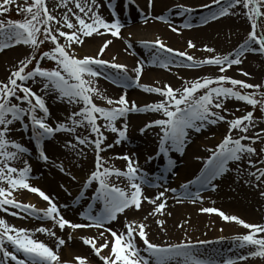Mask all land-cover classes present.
I'll return each instance as SVG.
<instances>
[{
    "label": "snow or ice",
    "instance_id": "6c2138e0",
    "mask_svg": "<svg viewBox=\"0 0 264 264\" xmlns=\"http://www.w3.org/2000/svg\"><path fill=\"white\" fill-rule=\"evenodd\" d=\"M105 3L112 13V21H107L100 14V8L104 6L100 0H55L52 9L48 6V0H23V3L19 0H0V52L17 45H25L31 49V54L19 61L7 78L0 81V211L18 218H23L20 216L23 212L33 218L52 221L53 227L58 226L61 231L66 227L103 229L98 237L83 240L85 245L91 247L101 264H240L252 257L264 259V235H261L264 234V224L247 223L214 207H204L201 211L216 213L224 221L235 222L250 230L247 234L233 238L235 248L250 249L247 254L217 260L199 253L196 245L188 240L175 244H156L149 239L147 225L143 221L126 219L123 232L107 227L117 221L121 214L139 211L143 201L155 205L153 212L143 218L144 221L148 220L149 216L163 215L166 200L162 198L165 197V192L176 194L177 190L166 188L154 199L145 197L144 186L160 188L163 185L149 181L146 174L141 172L138 162L128 155L118 157L127 162L126 170L107 167V162L101 156L105 147L113 146L105 145V131L116 133L118 138L115 143L119 144L127 139L126 121L129 113H158L161 118L149 122L140 132L143 134L149 129H159L158 155L167 157L166 171L172 172L176 161L169 156L170 152L183 155L191 132L200 133L210 125L224 122L228 125L227 134L214 149H209L210 155L207 158H196L201 160L202 167L194 179L181 185L183 192L176 197L177 202L188 200L192 203H202L201 193L216 191L219 187L216 182L232 172H235L245 185L262 189L260 195L264 197V147L259 151L254 147L257 143L264 144V129L255 131L254 119V110L258 106L260 111L264 112V91H261L264 84H251L224 74L233 66L241 65L246 54L264 55V0H211L209 4L202 6L209 10V15L200 17L202 25L238 14H242L249 22L250 30L246 38L232 52L218 54L214 48L205 46L204 50L214 55L196 60L186 51L168 47L160 38L155 41H141L142 47L149 49L150 59L137 61L136 66L131 69L134 76L129 75L126 65L115 62L116 57H113L112 61L102 58L111 45V40L105 41L95 56L80 57L77 53L75 46H82L84 39L93 34L110 33L113 37L120 36L122 24L112 0H105ZM127 3L135 5L136 0H127ZM147 7L151 10L154 0H147ZM13 8L22 19H3ZM58 8L64 9L59 18L54 14ZM140 11L144 22L147 23L150 19L149 13ZM193 11L194 9L185 5L169 9L170 13L181 17L190 16ZM155 20L165 23L171 32L177 34L181 29L193 27L189 20L177 26L165 15L155 16ZM61 38L64 43H61ZM45 42H49L53 47L49 51L39 53L40 46ZM187 47L194 49L197 46L189 40ZM130 48L132 44L129 42L125 51ZM45 60L53 61L55 67H42L41 62ZM33 62L34 66L28 70ZM146 64L168 70L172 66L201 68L209 65L216 66L221 74L192 81L181 78L183 83L180 88H173L169 84L161 87L147 86L140 84ZM242 74L249 75L247 72ZM101 76L122 89L137 86L144 92L156 94L162 99L140 107L135 101H129L126 93L115 100L107 98L96 87V79ZM237 89L252 91L242 92ZM49 97L58 104L68 106L67 115L63 120L50 122L52 113L47 103ZM94 97L105 99L110 107L98 106ZM232 99L245 102L253 111L227 119L228 109L225 105ZM120 120H124V123L118 128L116 123ZM80 129L86 131L87 135L78 132ZM249 131H253L252 136L247 135ZM23 133L30 134L29 139L34 141L39 149L38 159L44 163L49 162V156L43 144L58 133L67 134L72 138L65 141L64 147L73 150L77 157H84L87 148L93 150L94 170L87 177L76 201L78 203L83 199L85 191L95 185L94 194L90 199L102 207L99 211H94L95 205L88 204L87 209L80 213L81 219L87 223H74L66 219L49 195L29 183L32 178V167L27 158L30 156V150L21 142ZM16 134H20L19 139H13ZM78 146L83 147L78 149ZM60 170L65 171L62 165ZM121 178L127 181L124 187L117 183ZM72 179L75 180L76 177L73 176ZM17 190L38 194L47 202L48 207L36 209L33 205L19 202L13 196ZM6 206L18 211L8 213ZM156 223L163 229V220L157 219ZM35 232L56 237L52 228L40 227ZM35 232L17 228L0 219V264H61L58 252L43 241L35 239ZM106 233L110 234L111 240L107 238ZM137 238L144 245L143 249L138 246ZM99 240L104 242L99 243ZM64 244V239L56 237L57 248ZM142 251L147 255H142ZM76 262L90 264L84 257H76Z\"/></svg>",
    "mask_w": 264,
    "mask_h": 264
},
{
    "label": "rangeland",
    "instance_id": "374dc122",
    "mask_svg": "<svg viewBox=\"0 0 264 264\" xmlns=\"http://www.w3.org/2000/svg\"><path fill=\"white\" fill-rule=\"evenodd\" d=\"M120 1L121 0H119V2ZM19 2L23 3V0H19ZM29 2H31V0H29ZM210 2L211 0H194V3H191L192 7L196 6L194 11L191 13L190 16L180 17L179 19L182 23L185 20H190L193 27L190 29H182L183 30L182 32L186 33L191 30L203 29V28L210 26L209 28H212V29L217 28L216 30H219L217 31L219 33H217L212 39L210 38V40L207 39L205 32L199 33L198 36L195 38L184 37V38H181L180 43L178 45L177 44L175 46L173 45L171 46V48L175 50H179V51H186L188 52V54L192 55L194 59L201 60V59H205V58H208L214 55V53H209L205 51L204 50L205 46L214 48L215 53L227 54L235 50L239 46V44L243 43L244 39L247 36L248 31L250 30V25L247 19L242 14L223 17L217 21L209 22L206 25H202L200 23L201 16L209 15V10L207 8H203L202 6L209 4ZM54 3H55V0H48V6L50 9L53 8ZM144 8H145L144 6H141V7L138 6L134 8L133 10L135 11L136 9L139 10L138 14L140 15L142 14L140 10L142 9L144 10ZM63 11L64 9L58 8L54 14L57 15V17L59 18L60 14ZM153 11H155V13L157 14L162 13L161 10L154 9ZM100 14L105 18L101 9H100ZM8 18H11L13 20L22 19L21 16L17 15L16 10L14 8L12 9L10 13H8L7 15L3 17V19H8ZM136 20H140L139 16L136 17ZM136 20H134L133 23H130L132 22L131 20L126 23L127 37H128L127 39H130V41H132L133 48H134L133 51H132V48L128 50V53H130L129 56L132 60V66H133L132 69L136 66L138 60L148 61L150 59L149 49H146L142 47L141 44L136 43L137 41L135 39L136 33H134L133 31L135 28L143 24H146V23L144 21L136 22ZM64 30L70 31L68 29H64ZM91 38L90 37L85 38L84 43L89 41ZM189 40H192L196 44L197 47L194 49H189L187 47V41ZM134 41H135V44H134ZM61 43H64L63 38H61ZM52 47L53 45H51L49 42H45L43 45L40 46L39 53H42L44 51H49ZM75 47L80 57H83L85 55H88V56L96 55L95 54L96 50L92 53H86L83 50L84 47H81V46H75ZM15 51L17 52L15 55H12V57L8 56L10 53H13ZM39 53L37 54V58L39 56ZM30 54H31V49L25 45H17L10 49H6L4 52H0V81L5 80L7 76L10 74V71L14 70V67L18 65L19 61L25 59V57L29 56ZM6 58L8 59L6 60ZM102 58L104 60H111L109 59V57H107L105 53L102 56ZM34 64L35 62H33V65H29L28 70H30L34 66ZM41 65L42 67L48 68V69H52L55 67V63L53 61H48V60L42 61ZM186 69L187 68L185 67L172 66L171 69L168 70V69L160 68L158 66H151L148 64H146L144 68L145 71H148V70L159 71L165 76H167L170 81L169 85H171L173 88L181 87L183 83L181 78L192 81L197 78H201L205 76L216 77L221 74L218 72V68L216 66L205 65L201 68H191L192 70H194V72L190 71L189 73H185ZM109 72H112V71H109ZM244 72H247L249 75L244 76L242 74ZM224 74H226L229 77L235 78V79L243 80L247 83L264 84V55H260L259 53L246 54V58L244 59V62L241 65L233 66L231 69H229ZM96 82H101L105 85L107 84L109 85L112 83L111 80L105 79L104 76L98 77L96 79ZM225 86H231V85H225ZM34 90H38V89L34 88ZM237 90H240L242 92L252 91V90H243V89H237ZM261 91H264V89H261ZM142 95H143L142 98L138 99V101L137 100L135 101L136 104L140 107H143L145 104L157 102L160 99H162L156 94L146 93L144 91L142 92ZM93 99H94V102L98 106L110 107L109 105H107V102H102V100L99 98L94 97ZM128 100L131 101V99H128ZM47 103L52 113V118L50 122L55 123L58 119L63 120L64 116L67 115L68 106L65 104H58L51 97L48 98ZM225 107L228 109L227 119L229 120L236 118V117L243 116L248 111H253L250 105H247L245 102H242V101H236L234 99L229 100L226 103ZM128 115L129 116H139L140 118H143L142 122L138 123L137 125H132L131 121L127 119L126 121L128 125L127 133H130L131 136H137L138 132L140 131L139 129L143 128L149 122L155 119L161 118L160 114L152 113V112L129 113ZM254 119L256 121L255 131L264 129V112L260 111L259 106L254 110ZM98 122L101 124L103 123V121H98ZM123 123H124V120L117 121L116 126L120 128ZM157 129H154V130H157ZM78 132H83V134L87 135V132L84 131L83 129L78 130ZM227 132H228V125L227 123H224V122H221L215 126L210 125L205 130L201 131L200 133L191 132L190 138L188 141V146L186 147L184 154L180 155L177 152H170L169 156L171 157V155H173V158L175 157L181 158L182 156L184 158H188L189 156L190 157L193 156L191 159V162L192 163L198 162V165H201L202 164L201 160H203L204 158H207L210 155L209 149H214L222 141V139L227 134ZM234 135H238V133H234ZM247 135L252 136L253 131H249ZM29 136H30L29 133H23V139L21 142L31 149V146L34 145L35 143L34 141H31V139H29ZM143 137L144 136L141 137V140L143 139ZM19 138H20V134H16L15 136H13V139H19ZM67 139H72V138L68 136L67 134L58 133L55 136V138H53V140L44 142L43 144L44 150L49 156L48 163L40 164L37 160H35L36 156L34 154L33 156L35 159L33 160L31 158L29 159V163L31 164L32 169H35L37 173V174L33 173V175H35V178L39 177L37 180L38 183L34 184L33 186L42 189L39 185V182H43L44 180L51 181L54 187V191L57 194H54V193L52 194L51 192H46L43 189L42 190L47 195H49L54 200V202L57 203V205L60 208H63V209L66 208L64 207L65 205H67V207L74 205L81 186L84 185L87 177L94 170V165H95V153L93 152L91 148L85 149L84 157H77L73 150L66 149L64 147L65 141ZM157 139H158V136L156 134L154 145L156 142H159ZM193 146L194 148L192 149ZM82 147L83 146H78V149ZM254 147H256L257 150L259 151L261 147H264V144L257 143L256 145H254ZM156 148L158 149V147ZM132 152H134L135 155H133L134 153H130V152L125 153L123 151L121 153L120 152L111 153L105 149V151L101 153V156H103L104 160L107 162L106 166L110 168L126 170L127 162L118 157L128 155L132 157L134 161H137L139 163V168L142 173L146 175H154V176H158L161 174L162 168H163V162H164L162 160V158L164 159L163 155L151 154L152 152L148 155L146 153L147 155L145 154L143 155L145 159L141 161L137 153L134 150ZM197 157H200L201 160H197L196 159ZM61 165L63 166L65 170L64 172H61L60 170ZM178 169H180L179 166L178 168L173 169V172H171V175H169L170 177L167 179L165 183H163L165 186L169 187V186H172L174 183L178 184L177 182L180 181L178 178V175H179ZM73 176L76 177L75 180L72 179ZM146 177L148 178V176ZM123 181L124 179L121 178V180L117 181V183L121 187H123ZM216 183L219 185L218 188L224 191L226 195H228L226 203L231 204L235 202L240 207V209H237L239 207H233L232 209L228 208L229 210L227 211L228 215L237 216L238 218L243 219L245 222L250 223V224H264V197L260 195V191L262 189H257V188L249 187L245 185L243 180L240 179V177H238L235 172L230 173L228 176H226L225 178H222ZM4 186L7 187V185H4ZM94 187L95 185L91 187L92 188L91 190L87 189L85 191V197L79 201L81 203L80 206H82L81 208H87V205L89 204L90 196L94 194L93 193ZM161 191H163V189ZM21 192H22L21 190H17L16 192L13 193V196L19 202L20 201L22 202L25 200L23 197L20 196ZM25 192L30 193L27 190ZM59 194L61 197L59 196ZM30 195H31L30 197L33 198L32 203L31 201H26L27 203L33 204V206H35L36 209H46L48 207V204L45 201H43L38 196V194L30 193ZM35 199L40 200L41 202H37L35 201ZM174 199L175 198L173 197L171 200L166 201V207H167L168 202L170 201L175 202L176 200ZM27 200H30V199H27ZM203 202H204V198H203ZM184 203H191L195 205L202 204L201 202L192 203L188 200H185ZM100 206L102 207V205H97V203L95 202L94 211H99ZM150 206H152L151 212H153L155 205L152 204ZM166 207L163 210L164 211L163 215L156 214L154 217L149 216L148 220L146 221L143 220V222H149L150 225L153 223H156L157 219L164 221L163 229H161V227L157 225L158 227L156 228L158 230L157 235L154 237V239L149 238L151 242L156 243V244H169V243L175 244V243H182L185 240H188L196 245V248L199 253H201L204 256H212L216 258L217 260H220V259H223L229 256L236 257L238 255L247 254V252L250 250L247 248L237 249L234 247V243H233V238L235 236L247 234L250 230L244 229L242 226H238L239 230L237 232H230L229 234H225L224 232H221L220 237H214V236H218L216 234L215 235H201L203 231L199 232L198 230L197 232H194V231H191V229L187 230L186 228H184V225L183 227L177 225L178 222H180V225H182L181 222H184V216L181 217L179 220H174V218H172L173 214L168 213L169 210ZM211 207H214V206H211ZM214 208H218V207H214ZM11 209L8 207V213H11L10 212ZM12 210H16V212L18 211L17 209H14V208ZM79 211L81 213L83 212V209ZM21 213H20V216H21ZM80 213H76V215H73L70 213H67V214L69 215L70 218L74 219L73 220L74 222L81 223L82 219L80 218ZM131 213L133 212L131 211ZM131 213L130 211H128V214H131ZM146 213L144 214V216H148L150 212L147 214ZM30 218L32 219L31 216L25 213H23V218H18L17 216H13V215L5 213L4 211H0V219H4L9 225L15 226L17 228L27 229L28 227H31V225H29L27 222V219L31 220ZM128 220H132V219H128ZM135 221L141 222V220H138L137 218L135 219ZM169 222H173V232L171 234H169L168 232V230H170L168 227ZM34 223L37 224V222H34ZM40 225L43 227L44 223H40ZM234 225L237 226V224H234ZM48 228H52L53 231H55V229H58L57 226L53 227V225L52 226L49 225ZM65 230L66 229H64L63 231L59 230V232H56V237H59L65 240V244L63 246H60L57 251L59 256L61 257V264H77L76 257L87 258L90 261V264H101L98 257L94 255L91 247L89 248L86 247L82 240H78L82 236H77L76 238L77 242L79 241L78 244L81 247L86 248L88 250V253L82 254V252H79L77 250H73V252H71L70 250L69 252L68 249H70V245H72V243L69 244L66 241L68 239H72V238L74 239L75 236L69 234L68 233L69 230L67 231ZM146 231H147V228H146ZM36 233L37 234L34 236L35 239L45 242V239H47L46 238L47 236L49 237L48 238L49 247L50 245L56 246V237H50L47 234L44 235L45 233H40V232H36ZM261 235H264V234H261ZM84 239H88V238H84ZM200 241H208L210 243L200 244L199 243ZM137 244L139 247H141V249H143L144 245L142 244L141 241H139L138 238H137ZM9 250L11 251L12 249L9 248ZM65 250H67L66 256L63 257L62 252ZM142 255L146 256L147 253H144L142 251ZM240 264H264V259L252 257V258H249L247 261L240 262Z\"/></svg>",
    "mask_w": 264,
    "mask_h": 264
},
{
    "label": "bare ground",
    "instance_id": "6f19581e",
    "mask_svg": "<svg viewBox=\"0 0 264 264\" xmlns=\"http://www.w3.org/2000/svg\"><path fill=\"white\" fill-rule=\"evenodd\" d=\"M100 3L102 5H104L103 7H101V11L103 12L105 18L107 21H112L113 20V16L112 13L109 9V7L107 6V4L105 3V0H100ZM112 3L114 5L115 8V12L118 14V17L121 21L122 24V28H121V34L120 36L117 37H113L110 35V33H105L104 35H98V34H94L93 36H91L90 40L85 42L84 45H82L81 47H84L83 50L86 53H92L95 50V54H97L99 48L103 45V43L105 41L111 40L112 43L111 45L108 47V49H106L105 54L107 55V57H109V59L111 60H107V61H112L113 57H116L115 62H119L120 64H124L128 67L129 69V75L133 76V72H131L132 69V60L130 58V53H128V51H125V49L127 48L128 43L130 42L132 44V51L134 50L133 48V43L132 41H130V39H127V29H126V23L129 22L130 20L133 23L134 20H136V17H138V14L135 13L134 10L130 9L132 8L131 5H129L128 3L126 4V6L122 5L123 0H121V2H119L118 0H112ZM190 3V4H188ZM191 3H194V0H154V7L149 10L147 7V0H136L135 5L138 7L144 6V13H149L150 15V19L146 24H143L137 28H135L133 31L134 33H136V43L141 44V41H155L157 38H160L168 47L170 46H175L176 44L178 45L180 43L181 38L187 37V38H195L198 36L199 33L205 32L207 39L210 40V38L212 39L217 33L216 29H212L209 28L210 26L203 28V29H198V30H191L189 32L183 33L182 29L181 32L179 34L177 33H173L170 31L169 27L161 22V21H157L155 20V16L158 15H165L166 17H169L170 19H172L174 21V23L177 26L182 25V22L180 21V17L179 15H175L173 13L169 12V9H176L177 5H185L188 7H191L193 9L196 8L191 6ZM202 6V5H201ZM199 6V7H201ZM129 8V11L124 10V8ZM166 7V8H164ZM198 7V6H197ZM161 10L162 13L161 14H157L155 13V11L153 10ZM167 9V10H165ZM127 11L128 14L124 17L123 14L124 12ZM178 11V10H177ZM140 20H136V22H140V21H144L143 19V15L139 16ZM190 21V20H189ZM103 31V30H101ZM209 37V38H208ZM135 44V41H134ZM130 50V49H128ZM17 52H13L10 53L8 56L15 55ZM8 58H6L7 60ZM109 71H113V70H109ZM160 71V69H159ZM159 71H143L141 80H140V84L141 85H147V86H155V87H161L164 84H170V81L168 79L167 76H165L164 74H162ZM194 72V70H192L191 68H187L185 70V73H189V72ZM135 75V74H134ZM96 87H98L100 89V91L104 94L105 97L107 98H111V99H118L120 95L125 94L127 96V99H131V101H138V99L142 98V92L143 90L140 87H135L132 90L127 88V89H122L121 87L117 86V87H110L108 84L105 85L101 82H96ZM102 102H106L105 99H101ZM127 119H129L132 123V125H137L138 123L142 122L143 118H140L139 116H127ZM157 128H153L150 130L145 131L143 134H141V132L139 131L137 136H131L130 133H127V139L121 141V143L116 144L115 141L118 138L116 133H112L110 131H105V135L107 136V140L105 141V145L111 144L113 145L112 147L108 148L105 147L106 150H108V152L111 153H116V152H125V153H134L132 152L133 150L137 153L138 157L140 158L141 161H143L144 158V154L145 155H149L151 152V154H158V149L156 147H158V142L155 143L154 145V140L156 138V134L159 132V129L154 130ZM140 130V129H139ZM103 131V129H102ZM143 137V139L141 140V137ZM147 136V138H146ZM158 140V139H157ZM194 148V146L192 147V149ZM132 150V151H130ZM103 153V152H102ZM147 153V154H146ZM135 155V153L133 154ZM132 155V156H133ZM143 156V157H142ZM175 157V155H174ZM181 157V156H180ZM193 156H189L188 158H184L183 156L181 158L179 157H175L173 158V156L171 155V158L173 160L176 161V168L178 167L179 163H183L180 166V169H178V178L180 181H178V185L182 184L183 182H188L189 180H192L195 178V176L198 174L199 169H200V165H198V162L196 163H192L191 159ZM167 160V159H166ZM140 161V162H141ZM139 164V163H138ZM202 166V164H201ZM35 168V166H34ZM34 173H36V170L34 169ZM37 174V173H36ZM127 183V181H123V187L124 185ZM40 187L46 191V192H51L52 194H57L54 191V187L51 183V181L48 180H44L43 182H39ZM176 185V184H175ZM22 192L20 193V196L23 197L25 200L24 202H26L27 199L33 200L32 197H30V193L25 192L26 190H21ZM210 193L207 192V195H209ZM213 193H211L210 195H212ZM143 195L145 197H149V198H153L154 196L152 195V191L150 190H143ZM206 195L207 199L204 200V202L202 204L199 205H195V204H191V203H184V202H177V201H170L167 203V209L169 210L168 213H172L174 220H179L181 217L184 216V222H181L182 225H184V228H186L187 230L191 229V231L197 232L199 230V232L203 231V233L201 235H218V236H214V237H220L221 232H224L225 234H229L230 232H237L238 226H235L234 224H236L235 222H226L224 221L218 214L216 213H203L201 211V208L204 207H218L216 209H219L221 211H223L225 214H227L228 208L232 209L233 207H239V205L235 202L231 203V204H227V198L228 195H226V193L222 190H220L219 188L216 190V193L211 197L208 198V196ZM60 196V194H59ZM153 196V197H152ZM61 197V196H60ZM214 202V203H213ZM218 204V205H217ZM152 204L148 203L147 201H143L142 203V207L139 211H132L133 213L128 214L126 213L125 216H119L118 220L113 222L112 224L108 225L107 227L112 228L113 230H117L118 232H123L124 230V224H125V220L127 219H132L135 220L136 218L138 220L143 221V218L145 217L144 214L147 212H151L152 210V206H150ZM71 209V208H70ZM148 209V210H147ZM237 209H240L237 208ZM68 212L72 213H77V210H66ZM65 210H62V215H65L66 213ZM146 213V214H147ZM75 215V214H74ZM136 216V217H135ZM69 218V215L66 216ZM65 217V218H66ZM186 217V218H185ZM66 218V219H67ZM76 223V222H74ZM147 225V233L150 239H154V237L157 235V223H153L150 225L149 222H144ZM168 223V222H166ZM180 226V222H178V224ZM39 226V225H38ZM37 226V228H39ZM154 226V227H153ZM160 227V226H159ZM164 227V226H163ZM168 227L170 230H168L169 234H171L173 232V222H169ZM36 227L31 226V231L35 232ZM88 229V230H87ZM86 230L82 229L79 231H76L75 234L76 236H82V238L84 237H89V238H96L99 235L100 231H103V229H93V228H87ZM167 230V229H166ZM107 238L110 240L111 236L110 234L106 233ZM70 240V239H69ZM99 243H103V240H99ZM68 243H72V245H70V249H68V251L73 252V250H77L79 252H82V254H86L88 253V250L84 247H81L78 242L76 240H70ZM66 252L67 250L62 252V256L65 257L66 256ZM107 253V250H105V254ZM69 256V255H68Z\"/></svg>",
    "mask_w": 264,
    "mask_h": 264
}]
</instances>
